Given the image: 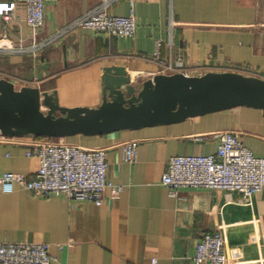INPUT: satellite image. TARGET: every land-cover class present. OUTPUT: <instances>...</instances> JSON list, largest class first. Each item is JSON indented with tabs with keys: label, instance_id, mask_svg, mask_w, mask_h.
<instances>
[{
	"label": "crops",
	"instance_id": "1",
	"mask_svg": "<svg viewBox=\"0 0 264 264\" xmlns=\"http://www.w3.org/2000/svg\"><path fill=\"white\" fill-rule=\"evenodd\" d=\"M132 1L111 0L108 10L127 15L134 5V37L75 24L101 0L47 2L38 39L55 35L54 40L36 53L0 54V77L17 88L56 91L63 106L95 107L103 100L107 65L125 66L136 82L161 72V63L180 59L201 67L193 75L233 70L264 76V0ZM26 18L21 3L9 25L0 21V35L6 31L14 41L31 43ZM222 130L236 131L264 157V114L245 106L173 124L74 136L69 141L106 148L107 176L123 186L121 194L96 205L36 195L19 184L4 193L0 184V243L49 242L55 264H151L153 257L158 264H194L204 234L220 231L229 264H264V187L249 196L193 186L172 195L162 182L171 156L216 153ZM29 136L0 134V177L5 171L35 175L39 161L26 155ZM131 139L139 140L135 163L123 158V145Z\"/></svg>",
	"mask_w": 264,
	"mask_h": 264
},
{
	"label": "built area",
	"instance_id": "2",
	"mask_svg": "<svg viewBox=\"0 0 264 264\" xmlns=\"http://www.w3.org/2000/svg\"><path fill=\"white\" fill-rule=\"evenodd\" d=\"M51 1L57 0H0V21L4 26L13 21L22 3L26 5V21L32 31L31 43L24 38L14 41L4 31L0 35V54L36 53L54 40L55 35L38 39L44 26L45 5ZM110 3L111 0H101L94 10L77 19L75 24L108 35L134 37L137 28L134 5L127 15H115L108 10ZM161 45L162 42L157 41L156 59H159ZM161 64V72L164 73L193 75L201 69L186 65L181 59L176 63ZM216 135L218 145L214 154L170 157L162 182L172 195L189 186L236 190L244 196L263 189L264 157L245 146L236 131L222 130ZM1 136L4 137L3 134ZM29 137L26 155L39 161L35 175L28 177L22 172L5 171L0 177L4 193L13 192L15 185L19 184L36 195L63 196L75 202L89 201L96 205H102L107 197L117 198L121 194L123 186L110 181L107 176L106 148L86 147L67 141L66 137ZM138 147L139 140L126 141L123 145L124 160L135 163ZM56 261L49 242L0 243V264H55ZM193 261L194 264H229L223 234L220 231L205 233L197 244ZM151 264H158V257H153Z\"/></svg>",
	"mask_w": 264,
	"mask_h": 264
},
{
	"label": "water",
	"instance_id": "3",
	"mask_svg": "<svg viewBox=\"0 0 264 264\" xmlns=\"http://www.w3.org/2000/svg\"><path fill=\"white\" fill-rule=\"evenodd\" d=\"M103 100L95 107L63 106L56 91L0 77V133L7 136H95L167 125L235 107L264 114V78L237 71L198 75L158 72L136 82L123 65H107ZM46 108V110H44Z\"/></svg>",
	"mask_w": 264,
	"mask_h": 264
},
{
	"label": "trees",
	"instance_id": "4",
	"mask_svg": "<svg viewBox=\"0 0 264 264\" xmlns=\"http://www.w3.org/2000/svg\"><path fill=\"white\" fill-rule=\"evenodd\" d=\"M36 137H39V138H42L41 136H36ZM74 136H70V137H66L67 139L69 140H72Z\"/></svg>",
	"mask_w": 264,
	"mask_h": 264
},
{
	"label": "rangeland",
	"instance_id": "5",
	"mask_svg": "<svg viewBox=\"0 0 264 264\" xmlns=\"http://www.w3.org/2000/svg\"><path fill=\"white\" fill-rule=\"evenodd\" d=\"M0 72H3L2 69H0ZM67 141H69V139H67Z\"/></svg>",
	"mask_w": 264,
	"mask_h": 264
}]
</instances>
